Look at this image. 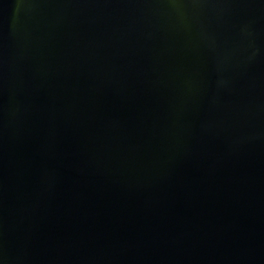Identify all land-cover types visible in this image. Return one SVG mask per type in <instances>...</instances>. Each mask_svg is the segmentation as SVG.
Segmentation results:
<instances>
[{
  "label": "water",
  "instance_id": "95a60500",
  "mask_svg": "<svg viewBox=\"0 0 264 264\" xmlns=\"http://www.w3.org/2000/svg\"><path fill=\"white\" fill-rule=\"evenodd\" d=\"M0 264H264V0H0Z\"/></svg>",
  "mask_w": 264,
  "mask_h": 264
}]
</instances>
